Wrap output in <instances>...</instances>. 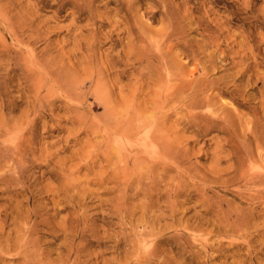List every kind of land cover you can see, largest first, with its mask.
Returning a JSON list of instances; mask_svg holds the SVG:
<instances>
[{"label": "rangeland", "instance_id": "374dc122", "mask_svg": "<svg viewBox=\"0 0 264 264\" xmlns=\"http://www.w3.org/2000/svg\"><path fill=\"white\" fill-rule=\"evenodd\" d=\"M89 2L0 0V132L10 134L0 146L16 137L26 149L5 168L0 156V264H23L11 250L23 237L46 254L38 264H264V0ZM163 53L196 86L189 95L211 100L202 113L221 127L187 132L180 107L167 126L182 162L171 155L170 172L151 175L150 164H122L113 140L115 125L153 98L145 82L165 74ZM167 81L158 86L178 84ZM14 168L25 193L3 180ZM127 170L144 173L138 191L127 189Z\"/></svg>", "mask_w": 264, "mask_h": 264}, {"label": "bare ground", "instance_id": "6f19581e", "mask_svg": "<svg viewBox=\"0 0 264 264\" xmlns=\"http://www.w3.org/2000/svg\"><path fill=\"white\" fill-rule=\"evenodd\" d=\"M81 1H88V0H81ZM90 4H92V3H94V0H90V2H89ZM101 6V5H100ZM86 7V6H85ZM2 14V13H1ZM5 14V13H4ZM168 17V16H167ZM7 21V20H6ZM10 21V20H9ZM2 22H3V20H2ZM4 23H7V22H4ZM3 24V23H2ZM4 25V24H3ZM11 25V24H10ZM1 26V25H0ZM6 26V25H5ZM7 26H8V24H7ZM2 28V27H1ZM3 29V28H2ZM9 29H10V26H9ZM169 29V28H168ZM174 29H175V27H174ZM171 30V29H170ZM171 31H173V29L171 30ZM175 31H176V29H175ZM177 32V31H176ZM12 34V33H11ZM163 35V34H162ZM165 35L168 37V38H170V37H172L173 38V36L175 35L173 32H168L167 31V33H165ZM166 36H163V37H166ZM15 38V37H14ZM17 38V37H16ZM15 38V39H16ZM144 38V37H143ZM170 40V39H169ZM21 43V42H20ZM9 46V45H8ZM157 48V47H156ZM157 50H161L160 48L159 49H157ZM17 51V50H16ZM164 52V51H163ZM24 53V52H23ZM165 53H167V52H165ZM168 54H170V53H168ZM156 56H158L157 54H156ZM141 57V56H140ZM161 57H162V59H164L165 61V63H166V65L164 66L165 67V74H156V73H154V74H152V75H148V77L146 78V82L145 81H143V82H145V84H147V88L150 90V92H152V94L154 95H152L153 96V98L151 99L148 95L146 96V104H145V107H144V110L143 109H141V110H139L138 109V111L133 115V114H130V115H132L131 117H132V119H131V121H128V123H126L127 124V127H124V125L122 126L120 123H124L123 121L122 122H119V124L118 125H115V127H116V133H115V138H117L116 140H113V143L114 144H116V146H118V145H120V147H116L117 148V151H118V155H119V153H120V155H123L124 156V158H123V160H122V164H123V162H124V164L126 165V166H130V163L133 165V166H137V167H143V166H147V165H149L150 164V166H149V174H151V175H153V174H157V172L160 170L161 172H163V174L165 173H167V171H169V167H168V165L165 163V159H167L169 156H171V155H175V156H173V157H170V158H168V160L169 159H171L170 160V162L172 161V158L174 159L173 161L176 163V165H177V163L178 164H181V160H180V158H182L181 156H180V149H181V146H182V144H181V142L179 141V140H171L170 138H169V136L171 135V134H169L171 131H173V129H170L169 128V126H167V122L168 121H170V119L171 118H174L173 116L178 112L179 113V110H180V107H184V108H188L189 109V114H190V116H191V119H188L189 120V122L187 123V128H185V129H187L186 131L188 132V130L189 129H193L194 127H197L198 125L197 124H199V125H201V124H209V125H213V127H215V128H217V125L219 126V124H218V122H214V120L213 121H210V119L209 118H207V116H205L203 113H202V108L203 109H207V107H210L211 105H212V102H210L211 100H204L205 102H203V101H200V100H198L197 99V97L198 96H194L193 94L192 95H189V92L191 91V90H194V88H196V86L194 87L193 85H190V84H184L185 83V81H184V79L182 78V75H183V73L180 71V70H182V69H179L180 67L178 66V69H177V65H179V63L178 64H174V62H171V63H173L174 64V67H173V65L172 64H170L169 62H167L166 61V59H167V57L168 56H166L164 53L161 55ZM155 58H157V57H155ZM169 59H170V61H171V58H170V55H169ZM150 60H152V59H150ZM155 60V59H154ZM118 61V63H120V60H117ZM159 60H157V62H158ZM163 60H161V62H162ZM172 61H174L173 60V58H172ZM159 63V62H158ZM177 63V62H176ZM35 64V63H34ZM148 64V63H147ZM37 65V64H36ZM39 66V65H38ZM42 66V65H41ZM151 66H153V65H151ZM160 66V65H159ZM175 66H176V68H175ZM181 66V65H180ZM34 67H37V66H34ZM154 67V66H153ZM157 67V66H156ZM155 67V68H156ZM154 68V69H155ZM158 68V67H157ZM44 69V68H43ZM149 69V68H148ZM161 69L163 70V66L161 67ZM161 69H159V70H161ZM161 70V72H163ZM156 72H158L157 70H156ZM34 73V72H33ZM36 73V72H35ZM123 74H125V72H122ZM205 73V72H204ZM114 74V73H113ZM145 74V73H144ZM147 74H149V73H147ZM37 75V74H36ZM115 75H116V79H121V77H122V75H121V73L120 72H115ZM124 76V75H123ZM96 78V77H95ZM143 78V77H142ZM52 79H54V78H52ZM118 79V80H119ZM144 79V78H143ZM165 80V79H167L168 81H174L175 80V82L177 81L178 82V84L177 85H175V86H173L172 85V87L171 86H165V87H159L158 86V82H162V80ZM54 80H56V79H54ZM100 80V79H99ZM167 81V82H168ZM56 82H57V80H56ZM55 82V84H57ZM164 82V81H163ZM54 83V82H53ZM172 82H170L169 84H171ZM52 84V83H51ZM54 84V85H55ZM95 84V83H94ZM164 84V83H163ZM166 84H168V83H166ZM53 85V87H56V85L54 86ZM97 85V84H96ZM80 86V85H79ZM163 86V85H162ZM206 85H204V87H205ZM97 87V86H96ZM143 87V86H142ZM198 87V86H197ZM201 87H203V86H201ZM207 87V86H206ZM41 88V87H40ZM141 88V87H140ZM97 89H98V87H97ZM96 89V90H97ZM103 89V88H102ZM136 89H138V88H136ZM40 90V89H39ZM101 90V89H100ZM148 90V91H149ZM198 90V89H197ZM197 90H196V92L195 93H197ZM143 91V90H142ZM202 91V90H201ZM200 91V92H201ZM53 92V91H52ZM193 92V91H192ZM200 92H198V94H200ZM57 93H58V91H57ZM145 93V92H144ZM191 93V92H190ZM47 94H49V93H47ZM55 94V93H54ZM54 94H52V95H54ZM146 94V93H145ZM196 95V94H195ZM48 96V95H47ZM49 97V96H48ZM133 97H134V94H133ZM201 97V96H200ZM206 97V96H205ZM205 97L203 98V99H205ZM82 98V97H81ZM41 99V98H40ZM68 99V98H67ZM140 99V98H139ZM209 99H211V97L209 98ZM35 100H37V99H35ZM39 104H41L42 105V100L40 101V102H38ZM38 105V104H37ZM40 105V106H41ZM203 105L205 106H207V107H203ZM39 106V105H38ZM212 108H213V106H211ZM36 108V107H35ZM34 108V109H35ZM117 108V107H116ZM137 108V107H136ZM138 108H140V106H138ZM41 108H36V110L37 111H39ZM113 109V108H112ZM121 110H122V108H120ZM209 109V108H208ZM120 110V111H121ZM131 110V109H130ZM182 110V109H181ZM109 111V110H108ZM126 111V110H125ZM204 111V110H203ZM113 112V111H112ZM111 112V113H112ZM215 113V112H214ZM116 114V113H115ZM115 114H113V115H115ZM129 114V113H128ZM188 114V113H187ZM177 115V114H176ZM209 115V114H208ZM211 115H212V117H213V113L212 114H210V116L209 117H211ZM39 116V115H38ZM121 116H122V113H121ZM187 117H188V115H186ZM125 117H127V116H125ZM130 117V118H131ZM214 117H215V115H214ZM103 118V117H102ZM108 118H109V116H108ZM119 118V117H118ZM180 118V117H179ZM125 119V118H124ZM124 119H122V120H124ZM127 119H128V117H127ZM126 119V120H127ZM213 119V118H212ZM211 119V120H212ZM219 119H220V117H219ZM225 119V118H224ZM223 118L221 119V121H223L224 120ZM111 120V119H110ZM226 120V119H225ZM224 120V121H225ZM227 120H229V119H227ZM179 121V120H178ZM220 121V120H219ZM181 122H182V120H181ZM186 122V121H185ZM226 122V125L228 124V122L227 121H225ZM224 122V123H225ZM231 122V121H230ZM8 123H9V121H8ZM7 123V124H8ZM222 123V122H221ZM20 123H18L17 125H19ZM24 124V122H22V125ZM112 124V123H111ZM126 124H125V126H126ZM169 124V123H168ZM230 124V123H229ZM228 124V126H230ZM232 124V123H231ZM21 125V126H22ZM206 125H204V126H206ZM8 126V125H7ZM7 126H5V127H7ZM10 126V125H9ZM13 127H14V125H12ZM21 126H19V128H21ZM25 126V125H24ZM23 126V127H24ZM203 126V127H204ZM241 126H243V125H241ZM208 127V126H207ZM206 127V128H207ZM219 127H221V126H219ZM219 127H218V129H219ZM226 127V126H225ZM231 127V126H230ZM3 128H4V126H3ZM12 127H9V130L11 129ZM25 128H29V127H25ZM114 128V127H113ZM169 128V129H168ZM173 128V127H172ZM198 128V127H197ZM200 128H202V127H200ZM199 128V129H200ZM205 128V129H206ZM232 128V127H231ZM5 129V128H4ZM4 129H2V130H4ZM7 129H8V127L6 128V130H4V131H7ZM13 129V131L14 130H16V129H14V128H12ZM198 129V130H199ZM209 129H210V127H209ZM221 129V128H220ZM227 129V128H226ZM225 129V130H226ZM176 130V129H175ZM207 130V129H206ZM230 130V129H229ZM4 131H1L0 132V136H1V134L4 132ZM13 131H12V133H13ZM18 131V130H17ZM208 131V130H207ZM213 131V130H212ZM227 131V130H226ZM231 131V130H230ZM11 132V131H10ZM107 132V131H106ZM174 132V131H173ZM176 132V131H175ZM185 132V131H184ZM193 132V131H192ZM197 132V131H196ZM220 132V131H219ZM229 132V131H228ZM6 133H8L6 136H8V135H10L9 134V132L7 131ZM17 133H19V132H17ZM110 133V132H109ZM113 133H114V130H113ZM180 133H181V131H180ZM203 133H204V131H203ZM212 133V132H211ZM230 133V132H229ZM24 133L22 132V134H20L21 136L23 135ZM174 134V133H173ZM224 134V133H223ZM4 135H5V133H4ZM4 135H3V137H4ZM17 135H19V134H17ZM19 135V136H20ZM114 135V134H113ZM200 135V134H199ZM207 135V134H206ZM23 137V136H22ZM22 137H20V139L22 138ZM107 137H110V135L109 136H107ZM181 138H183V137H181ZM14 139V138H13ZM15 139L17 140L18 138H16L15 137ZM15 139H14V141H15ZM107 139V138H106ZM193 139V138H192ZM1 140V139H0ZM22 140V139H21ZM2 141V140H1ZM5 141V140H4ZM14 141H9V142H3V145H4V147H1L0 146V156H2V154H5V156H7V158H9L7 161H5L4 163H5V165L3 166L4 168H5V166H6V164L7 163H13L14 161L16 162V160H17V158H19L22 154H23V152L26 150H24V148H25V146H24V143L25 142H22V141H18V142H14ZM107 141V140H106ZM10 142H11V144H12V148H11V150H10V148H8L7 146V144H9L10 145ZM111 142V141H110ZM190 142V141H189ZM2 143V142H1ZM0 143V144H1ZM112 143V144H113ZM28 145V144H27ZM188 145V144H187ZM28 147V146H27ZM110 147V146H109ZM113 147V146H112ZM115 147V146H114ZM30 148V147H29ZM236 148H238V147H236ZM28 149V148H27ZM110 149H111V147H110ZM27 152V151H26ZM182 152V151H181ZM183 153V152H182ZM186 153V152H185ZM25 155V154H24ZM181 155H183V154H181ZM189 155V154H188ZM243 155V154H242ZM155 157L154 159L155 160H152L153 158L152 157ZM158 156V157H157ZM245 157H248V156H246V155H244ZM3 157V156H2ZM24 157V156H23ZM4 158V157H3ZM121 158V157H120ZM150 158H152L151 160L153 161V162H151V160H150ZM243 158V157H242ZM21 159V158H20ZM246 159V158H245ZM249 159V158H248ZM247 159V160H248ZM1 160V159H0ZM3 160V159H2ZM240 160V159H239ZM172 161V164H175L174 162ZM111 162V161H110ZM169 162V163H170ZM17 163V162H16ZM24 163V162H23ZM23 163L21 164V167H22V165H23ZM241 163V162H240ZM242 163H244V162H242ZM2 164H3V161H2ZM1 164V165H2ZM15 164V163H14ZM19 164H20V161H19ZM129 164V165H128ZM171 164V163H170ZM24 165H25V163H24ZM15 166V165H14ZM17 166V165H16ZM121 166V165H120ZM20 167V166H19ZM18 167V168H19ZM20 167V169H23V168H21ZM3 168V169H4ZM18 168H14L16 171L14 172V171H12L11 170V172H14V173H16V176L14 177V176H9L8 175V177H3V180H5V182H7L6 184H9L10 185V187H7L6 186V184H5V186L9 189H14V188H17V187H14V186H16V184L17 185H19V186H21V187H19V188H17V189H19V191H22L21 193H25V191L23 190V185L25 184V182H23V181H25L24 180V177H25V174L23 173V171L22 170H19L18 171ZM127 168V167H126ZM181 168V167H180ZM129 169V168H128ZM5 170V169H4ZM122 170V169H121ZM124 170V169H123ZM148 170H147V172H148ZM172 170V169H171ZM6 171V170H5ZM8 171V170H7ZM115 171V170H114ZM136 171V170H135ZM134 171V172H135ZM159 171V172H160ZM250 171V170H249ZM116 172H118L119 173V171H116ZM123 172V171H122ZM127 173V176L126 175H124V176H126L127 178H128V176H129V174H131V176L128 178V180L126 181V187H127V189L130 191H132L133 190V188H137V191H138V187H140L141 186V182H142V180L144 179L143 177H144V173H141L140 174V176H139V173L137 174L138 176H139V178H138V176L137 177H135L134 175H132V171L131 172H129L128 170L126 171ZM160 172V173H161ZM170 172V171H169ZM244 172H246V171H244ZM248 172V171H247ZM246 172V173H247ZM252 172V171H251ZM257 172V171H256ZM136 173V172H135ZM179 173V172H178ZM239 173V172H238ZM5 174V173H4ZM123 174H125V173H123ZM148 174V173H147ZM162 174V173H161ZM160 174V175H161ZM242 174H245V173H243L242 172ZM252 174H253V172H252ZM251 174V175H252ZM254 176L252 175V176H250V175H248L247 177H245L244 175H242V176H244L245 178H246V180H245V178H244V180L247 182V181H253L254 179H256V178H259L257 175H256V173L254 172ZM116 175V174H115ZM136 175V174H135ZM157 175H159V174H157ZM260 175V174H259ZM5 176V175H4ZM27 176V175H26ZM148 176V175H147ZM163 176V175H162ZM242 176H239V178L241 177V178H243ZM150 177V176H149ZM152 177V176H151ZM166 177V176H165ZM238 178V179H239ZM111 179H113L114 180V178L112 177V178H110V179H108V181H107V178L106 179H103V178H101V182H103V185H105L104 184V182L105 181H107V182H109V180H111ZM115 179H117V176H116V178ZM124 179V178H123ZM263 180V182H264V178H262ZM30 180V179H29ZM113 180H111V181H113ZM240 180V179H239ZM243 180V179H242ZM258 180V179H257ZM256 180V182H257V184H258V181ZM259 180H261V179H259ZM118 181V180H117ZM116 181V182H117ZM120 181V180H119ZM241 181V180H240ZM4 182V183H5ZM100 182V183H101ZM107 182H105V183H107ZM114 182H115V180H114ZM238 182V181H237ZM240 183V182H239ZM248 183H252V182H248ZM254 183V182H253ZM102 184V183H101ZM122 184H123V182H122ZM247 184V183H246ZM120 186V184L118 183L117 184V186ZM244 185H245V183H244ZM263 186H264V184H262ZM72 186V185H71ZM122 186V185H121ZM125 186V185H124ZM178 186V185H177ZM27 188V187H26ZM122 188H123V186H122ZM141 188V187H140ZM144 188V187H143ZM148 188V187H147ZM124 189V188H123ZM14 190H16V189H14ZM144 191V190H143ZM147 191V190H146ZM149 191V190H148ZM126 193H127V190L125 191ZM145 192V191H144ZM140 193V192H139ZM63 194V193H62ZM146 195V194H145ZM122 205V204H121ZM119 207H121V206H119ZM117 208V207H116ZM115 208V209H116ZM114 209V210H115ZM118 209H120V208H118ZM117 209V210H118ZM124 209V208H123ZM118 211H120V210H118ZM122 211V210H121ZM125 211H126V209H125ZM127 212V211H126ZM35 213V212H34ZM29 214V213H28ZM31 215V214H30ZM37 215V214H36ZM127 215V214H126ZM28 217L29 216H27V219H28ZM31 218H32V216H30L29 217V219L28 220H31ZM34 220V219H33ZM159 221H160V219H158ZM157 220V221H158ZM129 221H130V219H129ZM27 222V221H26ZM29 222V221H28ZM27 222V223H28ZM31 222V221H30ZM29 222V223H30ZM34 222V221H33ZM133 223V221H130V224H132ZM26 225V224H25ZM29 224H27V227H29V228H27V230H25V231H28V232H35V230L37 229V225H33V227L32 228H35V230H33V229H31L30 228V225L28 226ZM44 225V224H43ZM146 225V224H145ZM32 226V225H31ZM20 228V227H19ZM19 228H17V229H19ZM25 229V228H24ZM135 229V228H134ZM147 229H145V231H146ZM19 231V230H18ZM20 231H21V229H20ZM37 231L38 230H36V233H37ZM180 231V230H179ZM3 232V231H2ZM23 232H24V230H23ZM22 233V232H21ZM21 233H19V235L21 234ZM25 233V232H24ZM157 233V232H156ZM74 234V233H73ZM78 234V233H77ZM190 234V233H189ZM32 235V234H31ZM71 235V234H70ZM140 235V234H139ZM144 235L145 236H147V235H152L150 232H148V233H146V232H144ZM210 235V234H209ZM23 236V235H22ZM24 238V239H23ZM22 239L20 238V241L16 244V247L15 248H11V250L13 249V250H18L19 251V253H18V258H19V260L21 261V259H23V264H38V262L40 263V261L39 260H41V258L43 259L44 257H46L44 254H41V255H39L40 254V252L38 251V250H34L35 248L33 247L34 245H33V243H32V247H31V244H30V238H26V237H23ZM147 238V237H146ZM196 238H197V236H196ZM37 240H38V238H36ZM172 239V238H171ZM140 240V239H139ZM142 240V239H141ZM155 240V239H154ZM32 241H34V240H32ZM36 241V240H35ZM201 241V240H200ZM38 242H39V240H38ZM121 242V241H120ZM120 242H117L116 243V247H121V244L123 243H121L120 244ZM202 242V241H201ZM40 243V242H39ZM38 243V244H39ZM195 243V242H194ZM203 243H206V242H203ZM35 245H37V244H35ZM147 245H148V243H147ZM146 245V246H147ZM18 246V247H17ZM27 246H30V247H27ZM40 247H42V246H40ZM40 247L38 248L37 246H36V248H38L40 251H41V249H40ZM151 247V246H150ZM29 248V249H28ZM8 251H10L9 249H7ZM6 250V251H7ZM73 250V249H72ZM71 250V251H72ZM78 250V249H77ZM140 250V249H139ZM207 250V249H206ZM46 251V250H45ZM134 251V250H133ZM147 251V250H146ZM149 251V250H148ZM39 253V254H38ZM43 253V252H42ZM45 253V252H44ZM72 253V252H71ZM70 253V254H71ZM74 253V252H73ZM76 253L77 252H75V256H76ZM139 253V252H138ZM148 253V252H147ZM141 254V253H140ZM78 255V254H77ZM124 255H125V257L127 258V257H130V254H128V252L127 251H125L124 252ZM131 255H132V253H131ZM139 255V254H138ZM137 255V256H138ZM149 255H151V257H153L154 256V252H150V254ZM153 255V256H152ZM15 256V255H14ZM42 256H44V257H42ZM141 256H144V255H141ZM140 256V257H141ZM77 257V256H76ZM79 257V256H78ZM1 259H2V257H0ZM18 258H16V259H18ZM70 258H71V256L69 257V259H66V260H63V258H61L62 260H63V262H61L60 264H68V262L70 261ZM146 258V257H145ZM36 259H37V261H36ZM142 258H140L139 259V261L141 260ZM143 259H144V257H143ZM148 259V258H147ZM18 260V261H19ZM145 260V259H144ZM42 261V260H41ZM75 261V260H74ZM144 262V261H143ZM75 263H76V261H75ZM74 263V264H75ZM139 263H142V262H139ZM147 263V262H146ZM145 263V264H146ZM151 263V262H150ZM150 263H148V264H150ZM22 264V263H21ZM55 264V263H54ZM142 264H144V263H142Z\"/></svg>", "mask_w": 264, "mask_h": 264}]
</instances>
